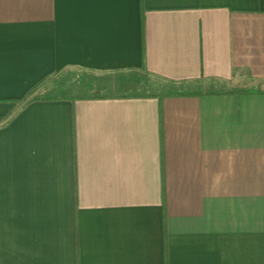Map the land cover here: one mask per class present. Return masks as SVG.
Wrapping results in <instances>:
<instances>
[{"label": "crops", "instance_id": "obj_1", "mask_svg": "<svg viewBox=\"0 0 264 264\" xmlns=\"http://www.w3.org/2000/svg\"><path fill=\"white\" fill-rule=\"evenodd\" d=\"M66 68L264 80V0H0V264H264V93L22 106Z\"/></svg>", "mask_w": 264, "mask_h": 264}, {"label": "rangeland", "instance_id": "obj_2", "mask_svg": "<svg viewBox=\"0 0 264 264\" xmlns=\"http://www.w3.org/2000/svg\"><path fill=\"white\" fill-rule=\"evenodd\" d=\"M94 72V71H93ZM95 76L94 79H97L93 85H87L80 80V77L84 75L83 69L79 68H70L64 70L57 75H54L47 81L45 89L42 93L46 96H56V97H76V96H96V95H144V94H153L160 93L162 89H154L151 82L153 78H148V84H144L142 76H136L134 74H127L123 76L117 75H106L101 73H90ZM97 77V78H96ZM126 78V79H125ZM121 79V80H120ZM241 83V82H240ZM235 85V83L222 84L214 83L209 84L200 81L197 87L199 86L201 90L208 91L211 89L215 90H227L230 87Z\"/></svg>", "mask_w": 264, "mask_h": 264}, {"label": "trees", "instance_id": "obj_3", "mask_svg": "<svg viewBox=\"0 0 264 264\" xmlns=\"http://www.w3.org/2000/svg\"><path fill=\"white\" fill-rule=\"evenodd\" d=\"M70 68H66L64 70H67ZM82 69V68H79ZM61 70L60 72L64 71ZM84 75L80 77L79 81L84 82L87 85H93L94 82H96L97 79H94L93 75L90 73H94L91 70L83 69ZM57 72L53 74L52 76L45 79L43 82H41L32 92L22 100V106H25L33 101L37 100H44V99H57V98H90V97H104L106 95H96V96H76V97H56V96H46V94H43L42 91L45 89V86L47 85V81L53 77L54 75H57ZM153 78V82L150 83L152 85V88L154 89H162L160 93H153V94H144L139 96H157L160 99H163L164 97H170V96H188V95H200L202 94L203 90L200 89V87L196 86L199 84L197 81H189V80H170L167 78H163L160 76L153 75L145 70L144 74L142 75L143 83L148 84L147 81L148 78ZM97 78V77H96ZM241 82V83H240ZM235 85L227 89V93L231 94H237V95H246V94H262L264 93V80L263 79H256L252 77L251 75H247L246 78H244L242 81H236L234 82ZM208 94L212 93H222V92H216L214 89L206 91ZM125 96V95H123ZM138 96V95H133Z\"/></svg>", "mask_w": 264, "mask_h": 264}]
</instances>
